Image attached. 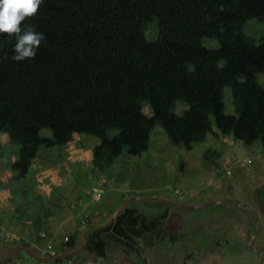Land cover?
Listing matches in <instances>:
<instances>
[{"label":"trees","instance_id":"1","mask_svg":"<svg viewBox=\"0 0 264 264\" xmlns=\"http://www.w3.org/2000/svg\"><path fill=\"white\" fill-rule=\"evenodd\" d=\"M252 20L264 23V0H44L24 22L46 36L34 59L13 61L15 38L0 34V135L15 148L10 184L29 177L42 149L65 148L76 135L98 140L93 173L106 172L123 155L147 153L157 127L186 151L218 134L215 124L246 147L264 145V35H246ZM152 24L154 40L147 37ZM180 102L187 108L178 114ZM5 149L0 143V158ZM204 154L215 164L221 157L214 149ZM122 202H103V210L112 215ZM144 203L161 212L148 215L131 205L91 237L87 251L107 259L112 241L140 252L139 241L159 237L171 206ZM47 220L36 214L31 221L30 237L42 246ZM80 237L74 233L45 255L77 249ZM16 243L34 248L25 239Z\"/></svg>","mask_w":264,"mask_h":264},{"label":"rangeland","instance_id":"2","mask_svg":"<svg viewBox=\"0 0 264 264\" xmlns=\"http://www.w3.org/2000/svg\"><path fill=\"white\" fill-rule=\"evenodd\" d=\"M155 25H151L147 34L150 40L157 38ZM245 33L259 40L264 35V23L250 21ZM207 46L216 44L207 42ZM259 80L264 86V74L259 75ZM231 101V92L227 90L229 114L234 113ZM185 108L180 102L176 112L181 114ZM144 111L151 115L148 106ZM214 129L218 134L211 133L205 142L186 151L175 147L164 130L157 127L147 153L141 157L123 155L101 173L92 172V152L98 140L76 135L65 148L42 149L33 171L20 185L10 184L12 173L8 170L15 148L7 146L6 135H0V143L6 145L0 158V260L21 239L32 242L33 249L45 256L50 247L57 249L78 232L80 247L89 224L100 226L111 218L103 210V202L110 205L123 201V204L133 196L159 197L181 204L235 198L259 212L253 193L264 183V145L258 143L249 148L233 137L224 136L216 124ZM42 134L51 135L49 130ZM207 149L221 155L216 164L205 158ZM144 202L138 200L132 205H140L137 207L148 215L161 212ZM36 214L48 215L46 226L50 234L46 235L44 246L30 237L31 221ZM159 230V237L150 234L139 241L140 252L112 241L107 259L85 251L73 264H264V257L248 246L255 230L253 217L233 204L188 210L171 207ZM255 246L264 250L263 217ZM7 264L40 263L20 252Z\"/></svg>","mask_w":264,"mask_h":264},{"label":"water","instance_id":"3","mask_svg":"<svg viewBox=\"0 0 264 264\" xmlns=\"http://www.w3.org/2000/svg\"><path fill=\"white\" fill-rule=\"evenodd\" d=\"M264 191V183L260 184L254 191L253 193V201L257 205L259 212H257L255 209L250 207L248 204L237 200L235 198H223V199H218L212 202H203V203H197V204H181L175 201H171L165 198H159V197H151V196H133L130 199L126 200L124 204L119 207L111 216L109 221H107L105 224H102L100 226H96L93 228H89L85 233H84V243L82 246L78 247L77 249L73 251H69L63 254L59 255H45L42 256L38 252H36L33 248L28 247L24 244H17L14 246L13 250L11 253L6 256L4 259L0 260V264H7L13 259L17 257V255L20 252H23L26 254L29 258L35 260L38 263H48V262H57V261H63V260H68L74 257H77L81 254H83L85 251L88 250V247L90 245V240L91 237L101 231H104L106 229H109L112 227L118 220L119 216L126 211L132 203L135 201H145V202H154V203H161V204H166L171 207L178 208L180 210H188V209H202L206 207H211V206H219L223 204H233L243 210H246L254 219L255 222V230L253 234L251 235V238L248 242L249 249L262 257H264V250L255 246V241L256 238L258 237L260 233V228H261V218H264V205L261 201L260 194L261 192Z\"/></svg>","mask_w":264,"mask_h":264},{"label":"clouds","instance_id":"4","mask_svg":"<svg viewBox=\"0 0 264 264\" xmlns=\"http://www.w3.org/2000/svg\"><path fill=\"white\" fill-rule=\"evenodd\" d=\"M44 0H0V34L15 38L11 59L16 62L34 59L46 40L43 32L24 23L34 17ZM0 47L3 43L0 42ZM7 58V57H6Z\"/></svg>","mask_w":264,"mask_h":264},{"label":"built area","instance_id":"5","mask_svg":"<svg viewBox=\"0 0 264 264\" xmlns=\"http://www.w3.org/2000/svg\"><path fill=\"white\" fill-rule=\"evenodd\" d=\"M94 191H95V193H96V192H99V191H97V190H94ZM99 198H101V193H98V199H99ZM50 250L52 251L53 248L50 247ZM52 255H54V254H52ZM40 264H73V263H72V262H68V261L63 260V261L48 262V263H40Z\"/></svg>","mask_w":264,"mask_h":264},{"label":"flooded vegetation","instance_id":"6","mask_svg":"<svg viewBox=\"0 0 264 264\" xmlns=\"http://www.w3.org/2000/svg\"><path fill=\"white\" fill-rule=\"evenodd\" d=\"M262 194H263V191H262L261 194H260L261 201H262Z\"/></svg>","mask_w":264,"mask_h":264}]
</instances>
